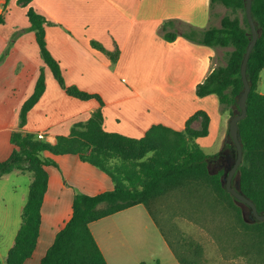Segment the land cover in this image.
Wrapping results in <instances>:
<instances>
[{"label": "crops", "instance_id": "0c3cea01", "mask_svg": "<svg viewBox=\"0 0 264 264\" xmlns=\"http://www.w3.org/2000/svg\"><path fill=\"white\" fill-rule=\"evenodd\" d=\"M30 5L55 22L45 26L46 41L61 64L66 84L101 96L105 130L133 138L143 137L155 124L182 130L190 116L204 110L210 116L209 135L198 141L206 148L209 140L219 136L224 114L218 96L196 94L197 84L217 62V51L183 37L170 42L158 33L161 23L171 18L207 26L210 0H32ZM27 9L18 0H0V14H5V22L0 23V161L14 149L11 134L19 129L21 108L33 94L41 73L46 88L28 112L22 131L43 134V140L55 143L58 136L70 133L73 123L89 119L100 107L96 98L83 100L66 93L42 59L35 32L14 37L30 26ZM222 16L218 13L217 17ZM91 40L110 51L119 48L118 61L113 63L92 46ZM258 89L264 94V68ZM199 124L195 121L192 126L198 128ZM45 154L57 165L46 167L49 183L40 235L34 253L24 264H41L57 233L71 219L78 192L95 195L114 188L108 174L77 154ZM31 180V174L17 170L0 177V261H5L14 244ZM141 205L90 224L108 264L112 260L106 252H110L106 240L111 231L104 228V222Z\"/></svg>", "mask_w": 264, "mask_h": 264}, {"label": "trees", "instance_id": "16d2710c", "mask_svg": "<svg viewBox=\"0 0 264 264\" xmlns=\"http://www.w3.org/2000/svg\"><path fill=\"white\" fill-rule=\"evenodd\" d=\"M31 2L18 0V4L28 7L26 15L30 26L17 31L14 37L25 31L35 32L42 59L66 93L83 100L96 98L100 107L89 119L73 123L70 133L58 136L55 143L22 131L28 112L46 88L44 74L39 76L33 94L21 108L19 129L11 134L14 149L7 159L0 161V177L15 170L32 175L14 244L0 264H24L34 253L49 183L46 167L57 165L51 156L45 154L47 151L56 155H79L83 161L108 174L114 188L95 195L79 192L75 195L72 217L57 233L41 264H108L90 224L138 204H143L150 212L155 201L172 194L178 198L184 196L190 201L188 209L201 206L215 209L222 205L232 212L235 210L243 228H250V244L264 243V220L247 223L243 211L236 204L241 202L226 189V177L237 157L229 129L222 150L215 154L206 153L198 141L209 135L210 116L204 110L190 116L182 130L155 124L141 138L105 130L101 96L66 84L61 64L50 52L46 41L45 26L55 22L38 12L30 5ZM218 5L224 6L227 11L220 24L216 25L214 19L218 16ZM246 7L247 0H210L207 26L200 27L171 18L164 20L158 29V33L170 42L183 37L190 42L210 46L217 53L220 49L224 50L223 62L217 61L204 80L197 84L196 94L198 97L216 94L220 111L223 114L229 112L231 117L240 112L239 98L244 88L241 64L252 39ZM252 15L259 37L247 66L251 91L247 99V115L238 122L243 158L235 173L234 185H237L238 178V189L256 203L260 213H264V94L258 89L264 68V0H252ZM3 22L4 13L0 14V23ZM91 44L113 63L118 61L119 48L110 51L97 40H91ZM195 121L200 122V127L192 126ZM167 242L178 261L188 264L184 257L177 254V246H184L185 241Z\"/></svg>", "mask_w": 264, "mask_h": 264}, {"label": "rangeland", "instance_id": "374dc122", "mask_svg": "<svg viewBox=\"0 0 264 264\" xmlns=\"http://www.w3.org/2000/svg\"><path fill=\"white\" fill-rule=\"evenodd\" d=\"M216 9L221 15L227 11L222 5ZM216 24H220V17H217ZM223 51L220 49L217 53L221 57L217 56L219 62H223ZM230 118V113L225 112L223 128L215 140H209V146L204 148L206 153L215 154L222 150ZM189 202L184 196L178 198L172 194L155 201L150 212L146 208L158 227L152 224L143 205L106 220L104 228L111 231L106 240L111 264H158L157 260L160 264H181L175 251L173 254L164 244V235L173 244L180 239L185 241L184 246H177L176 250L188 264H264V243L250 244V228H243L235 210L233 213L222 205L215 209L205 206L188 209ZM236 204L243 211L246 222L250 223L247 207Z\"/></svg>", "mask_w": 264, "mask_h": 264}, {"label": "water", "instance_id": "95a60500", "mask_svg": "<svg viewBox=\"0 0 264 264\" xmlns=\"http://www.w3.org/2000/svg\"><path fill=\"white\" fill-rule=\"evenodd\" d=\"M246 14H247V19L251 27L252 39L247 46V49H246V52L244 54L243 61L241 64V73H242V80L244 83V88L239 98L240 112L232 116L229 121V133H230V136L234 140V143L237 149V157H236V161L234 165L232 166V168L230 169L226 177V189L239 202L246 204L250 208L249 218L251 221H256V220L263 221L264 213H260L257 209L256 203L250 198H248L246 195H244L238 189V182H239L238 178H237V185L235 186L233 184V177L235 176V173L239 165L241 164L242 158H243V148H242V144L240 141L238 122L242 120L243 118H245L247 115V99L251 91V86H250V83L247 77V66H248V61H249L251 52L253 51L258 41V37H259L258 29H257L256 23L252 15V0H247Z\"/></svg>", "mask_w": 264, "mask_h": 264}, {"label": "flooded vegetation", "instance_id": "af4514ba", "mask_svg": "<svg viewBox=\"0 0 264 264\" xmlns=\"http://www.w3.org/2000/svg\"><path fill=\"white\" fill-rule=\"evenodd\" d=\"M234 182H235V176L233 177V184H234ZM246 206V205H245ZM247 207V212H248V216L250 215V208H248V206H246ZM250 219V218H249Z\"/></svg>", "mask_w": 264, "mask_h": 264}, {"label": "built area", "instance_id": "2783aa9c", "mask_svg": "<svg viewBox=\"0 0 264 264\" xmlns=\"http://www.w3.org/2000/svg\"><path fill=\"white\" fill-rule=\"evenodd\" d=\"M38 137L39 138H44V135L43 134H38Z\"/></svg>", "mask_w": 264, "mask_h": 264}]
</instances>
